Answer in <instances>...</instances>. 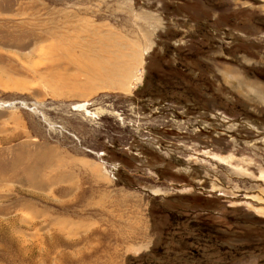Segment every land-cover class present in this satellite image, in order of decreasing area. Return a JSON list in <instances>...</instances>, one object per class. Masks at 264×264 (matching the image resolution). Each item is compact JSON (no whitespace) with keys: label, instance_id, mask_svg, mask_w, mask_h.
Returning a JSON list of instances; mask_svg holds the SVG:
<instances>
[{"label":"rangeland","instance_id":"rangeland-1","mask_svg":"<svg viewBox=\"0 0 264 264\" xmlns=\"http://www.w3.org/2000/svg\"><path fill=\"white\" fill-rule=\"evenodd\" d=\"M0 264H264V0H0Z\"/></svg>","mask_w":264,"mask_h":264}]
</instances>
